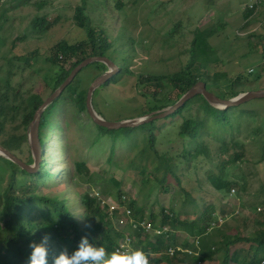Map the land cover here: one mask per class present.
I'll list each match as a JSON object with an SVG mask.
<instances>
[{"label":"trees","instance_id":"obj_1","mask_svg":"<svg viewBox=\"0 0 264 264\" xmlns=\"http://www.w3.org/2000/svg\"><path fill=\"white\" fill-rule=\"evenodd\" d=\"M86 11V0H83L82 4L75 7L73 19L80 28L86 29L87 37L74 43L62 39L51 50L53 54L48 56V60L55 65H59L64 57L65 60L76 58L71 61L68 68L59 66L53 84L47 81L39 91L22 92L20 90L23 88L22 84L17 86L12 83V78L18 70V66L13 62L6 81L0 87V137L12 123H16L15 129L22 127L23 131H26L24 133L13 131L1 141V144L28 164L33 162V157L28 147L27 131L38 107L46 96L65 81L75 66L89 56L106 55L112 47V42L106 38L105 33L97 32ZM56 24L57 18L50 19L46 15H39L31 21L32 28L39 31L50 29ZM215 33L214 26L198 27L194 30L190 48L191 59L181 70L167 75L142 74L138 77L139 84L151 86L148 91L142 93L145 96V104L141 116L174 105L200 80L205 81L207 88L223 99L238 94L236 88L240 89L242 85L253 83V77L248 74L240 73L231 79L228 78V72L214 71L213 66L221 62L217 50L210 41ZM261 36L264 51V27ZM39 50L40 48L33 51L32 56H36ZM60 52L63 58L60 57ZM14 59L25 61L27 64H31L32 61L31 56H14ZM90 65H94L100 71V75L108 70V66L103 62H93ZM120 70V74L112 77L110 81L120 80L121 74L125 71L122 68ZM221 80L228 83L226 86L231 90L229 95L221 89ZM76 81L75 78L42 114L39 139L44 160L40 162L37 171L29 172L0 155V264H28L32 251L30 243H38L45 234L50 236V256L58 255L64 249L72 251L78 247L80 239L86 234L90 242L103 246L108 252L116 251L120 240L126 238L128 234L136 235L137 233L133 231L138 228H133L130 222L124 227L118 226L115 221H118L122 214L117 208L112 209L111 204L129 206L131 217L139 222L151 221L157 228L169 226V229L156 235L154 242L140 243L141 248L150 253H159L163 250L169 253V248L176 249L172 256L167 253L165 256H151V264H160L168 260L173 264L174 258L180 255H185L193 264H203V261L211 260L217 251L224 254L219 264H264V212H262L264 209L259 213L258 223L250 233L246 235L240 232L225 233L217 226L212 227L211 220L217 217L214 203L198 201V190H189L185 183L190 171H197L200 158L213 159L215 155H220L225 157L218 164L220 171L210 173L214 185L224 196L229 194L232 196V189L235 186L241 190L245 189L243 181L228 178L226 168L230 165L238 166L240 161L244 162L246 151L249 145L253 144H258L255 152L259 153L261 161L264 160V119L250 123L249 119L245 118L248 112L259 113L264 108L249 107V103L221 108L212 104L204 95L197 94L168 116L135 127L111 130L94 123V130L84 138L88 143L87 152L73 157V171L66 179L76 180L85 172V183L88 188L102 189L104 193H107L105 189L108 184L113 183L117 189L115 191L117 203L104 201L97 194L84 191L82 201L85 212L80 220L69 208L65 196L58 194L51 196L39 192L40 183L48 185L53 179V174L49 171L51 163L48 162L46 135L49 125H57L55 117L60 106L64 103L72 104L79 113H85L89 120L93 121L86 105L88 88H76L73 86ZM104 85L106 84L100 87ZM246 86L244 89L249 91ZM254 89L256 88H251ZM175 91L176 95L173 97L172 93ZM210 142L217 146L212 148ZM75 150L78 148L75 147ZM98 156L104 157L107 164L104 174L101 175H97L88 165L89 158ZM152 158H157L161 162L162 172L157 175H152L147 166ZM108 165L109 168L113 167L124 173L130 170L141 175L142 189H145V192L137 196L156 202L148 206L152 204L161 206L160 198L155 199L154 196L171 194L173 188H179L185 194L183 204L186 207L178 210L174 205L169 208L161 206L158 211L153 207L147 214L148 206L127 197L122 188L123 180L112 174L115 170H108ZM199 204L203 209L196 220L191 221L182 217L189 214L188 206ZM261 205L264 206L263 203ZM86 223H90L91 228H86ZM179 233L187 234L189 238H193L192 241L183 239L178 244ZM212 236L224 238L213 239L212 245H208ZM240 243L249 246L235 247Z\"/></svg>","mask_w":264,"mask_h":264},{"label":"rangeland","instance_id":"obj_2","mask_svg":"<svg viewBox=\"0 0 264 264\" xmlns=\"http://www.w3.org/2000/svg\"><path fill=\"white\" fill-rule=\"evenodd\" d=\"M82 3L83 0H0V87L6 81L13 62L18 66V70L12 78V83L17 86L22 84L23 88L20 89L22 92L39 91L47 81L53 84L59 66L68 68L71 61L76 59L73 57L65 60L60 52L62 61L59 65L53 64L48 60V56L53 54L51 53L53 47L62 39L74 43L87 37L86 29L80 28L73 19L75 7ZM86 7V12L97 32H104L106 38L112 42V47L105 56L125 70L118 82H112L110 79L108 84L105 82L106 85L98 87L93 95L96 111L106 120L141 117V110L145 104V96L142 93L148 91L151 86L139 84L138 77L142 74H172L185 67L191 59V43L194 30L198 27L216 28V33L210 41L217 50L221 62L213 66L214 71L228 72V78L231 79L240 73L248 74L254 79L252 84L236 88L238 94L224 99L243 96L246 93L245 86L249 90L264 89V51L261 36L264 27V0H86ZM39 15H46L50 19L57 18V24L44 31L34 30L31 21ZM38 48L39 53L32 56V52ZM14 56H31V64L15 60ZM120 71L118 70L113 77L120 74ZM97 75H100V71L94 65H88L77 74L75 77L77 81L73 86L78 89L89 88ZM227 84L223 80L220 82L223 92L229 95L231 90ZM175 95L176 91L172 93L173 97ZM245 103H249V107L264 108L263 98ZM55 118L57 125H49L46 135L48 162L51 163L49 171L53 174V179L48 185L40 183L39 192L51 196L54 194L65 196L69 208L81 220L85 212L82 201L84 191L88 190L93 194L97 191L102 199L117 203L115 197L117 189L113 183L106 187L107 193L98 188L89 189L85 183V172L76 180L66 179L73 171V157L87 152L88 143L84 138L94 130V122L68 103L60 106ZM245 118L249 119L250 123L258 119L263 121L264 110L259 113L248 112ZM15 124L7 126L6 133L0 137V144L13 131L26 132L22 127L15 129ZM27 137L30 147L29 129ZM209 144L212 148L217 146L213 142ZM75 147L78 150H75ZM257 149L258 144L249 145L244 162L240 161L238 166L230 165L226 168L228 178L243 181L245 185L243 190L235 186L234 191L232 189V196L230 194L224 196L210 178L211 172L220 171L218 164L225 158L220 155H215L213 159L200 158L197 171H190V176L185 179L189 190H198V201L214 203L217 217L211 220L212 227L217 226L225 233L240 232L246 235L258 223L259 213L264 209L261 205L264 204V160L261 161L258 157L259 153L255 152ZM88 165L97 175L104 174L107 168L105 158L102 156L89 158ZM147 166L152 175L162 172L161 162L157 158H152ZM108 170H115L112 174L123 180L122 188L127 197L136 199L140 204L148 206L160 198V204L164 208L174 205L180 210L186 207L183 204L185 194L179 188H173L171 194L160 196L156 194L152 202L137 196L143 194L145 189H142V177L136 171L129 170L124 173L113 167L109 168V165ZM200 204L188 206L189 214L182 217L191 221L196 220L203 209ZM161 206L152 204L147 207L146 212L148 214L153 207L158 211ZM115 222L120 227L128 223L127 220L123 224ZM165 228L167 230L169 226ZM133 232L137 234L133 236L128 234L132 239V248H141V242H154L156 239L154 233L144 232L141 228ZM179 234L178 244L183 239L191 241L193 239L185 233ZM223 238L224 236H212L208 245H212L213 239ZM241 245L249 246L240 243L235 247ZM166 253L167 250L152 252L151 256L167 254L172 256ZM223 255L222 251H217L211 260L203 261V264H219ZM174 259L173 264H193L185 255ZM170 263L168 260L160 264Z\"/></svg>","mask_w":264,"mask_h":264},{"label":"water","instance_id":"obj_3","mask_svg":"<svg viewBox=\"0 0 264 264\" xmlns=\"http://www.w3.org/2000/svg\"><path fill=\"white\" fill-rule=\"evenodd\" d=\"M93 62H103L108 66V70L96 77L90 84L87 91V99L86 105L88 114L92 118L95 124L104 126L108 129H119L122 127H135L141 123L152 121L158 118H164L169 114L173 113L177 108L184 105L190 98L197 94H203L212 104L221 107L227 108L231 105L241 104L248 102L249 100L255 98H264V89H254L246 91L243 96L236 97L235 99H223L217 96L214 92L210 91L207 88V84L205 81L200 80L194 86H192L174 105H170L162 110L157 112H153L152 114L143 115L139 118H129L122 119L117 121H109L106 120L101 114H99L95 106L93 104V95L95 90L101 85L105 84V82H109V80L115 75V73L120 70V67L109 57L105 55H95L89 56L85 58L82 62H80L77 66H75L70 72L69 76L65 79V81L51 93L44 102L38 107L36 110L34 117L29 125V142L30 149L32 151L33 164H28L23 161L20 157L10 151L8 148L4 147L0 144V155L5 156L6 158L14 161L22 168L28 170L29 172L37 171L40 165L42 157V146L39 139V127L40 121L42 118V114L45 108L51 104L56 98H58L63 91L73 82L77 74L86 66L90 65Z\"/></svg>","mask_w":264,"mask_h":264},{"label":"clouds","instance_id":"obj_4","mask_svg":"<svg viewBox=\"0 0 264 264\" xmlns=\"http://www.w3.org/2000/svg\"><path fill=\"white\" fill-rule=\"evenodd\" d=\"M85 227L91 228V224L86 223ZM49 240L50 236L45 234L38 243H30L28 264H151V253L143 248L108 252L103 246L90 242L87 234L72 251L64 249L50 256Z\"/></svg>","mask_w":264,"mask_h":264},{"label":"built area","instance_id":"obj_5","mask_svg":"<svg viewBox=\"0 0 264 264\" xmlns=\"http://www.w3.org/2000/svg\"><path fill=\"white\" fill-rule=\"evenodd\" d=\"M253 11V10H252ZM234 191V189H233ZM97 196L100 197V193L96 191ZM233 194V193H231ZM105 201V200H104ZM111 208H117L120 212H121V223H125L126 219L128 222H130V224H132L134 227L133 228H143L146 232H152L154 233V235L157 234H161L163 233L166 228L163 229H156L157 226H154V224L151 221H147V220H143L142 222H139L137 220H135L134 218L131 217V208L129 206H124L122 204V206H118V204H111ZM131 242L132 239L129 235L126 236V238H123L122 240H120V242L118 243V246L116 248V251H123L126 249H130L131 246Z\"/></svg>","mask_w":264,"mask_h":264},{"label":"bare ground","instance_id":"obj_6","mask_svg":"<svg viewBox=\"0 0 264 264\" xmlns=\"http://www.w3.org/2000/svg\"><path fill=\"white\" fill-rule=\"evenodd\" d=\"M202 95H203V94H202ZM118 221H119V223H121V220H120V219H119ZM156 229H163V228H157V227H156ZM144 232H146V231H144ZM130 248H132V247L130 246ZM175 250H176L175 248H169V249H168V252H169L170 254H173V253L175 252Z\"/></svg>","mask_w":264,"mask_h":264}]
</instances>
